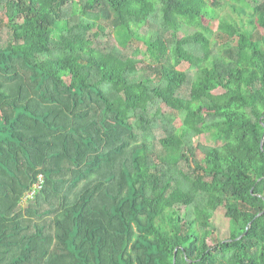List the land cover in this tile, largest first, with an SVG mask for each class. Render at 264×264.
<instances>
[{
  "label": "trees",
  "instance_id": "1",
  "mask_svg": "<svg viewBox=\"0 0 264 264\" xmlns=\"http://www.w3.org/2000/svg\"><path fill=\"white\" fill-rule=\"evenodd\" d=\"M226 4L0 0V264H264V0Z\"/></svg>",
  "mask_w": 264,
  "mask_h": 264
},
{
  "label": "rangeland",
  "instance_id": "2",
  "mask_svg": "<svg viewBox=\"0 0 264 264\" xmlns=\"http://www.w3.org/2000/svg\"><path fill=\"white\" fill-rule=\"evenodd\" d=\"M221 1H222V4H223V8H222L223 14H227V13L230 14V13H232L235 16V18H237V20H239V17H237V14L234 13V12H232L231 11V8L228 6V4H226V1L227 0H221ZM244 21H247V18L244 17ZM218 22H219L218 20H215V21L212 22L214 30H217V28H218ZM256 33L257 34H263L264 35V28L263 27H260L259 29H256ZM214 38H217V39L219 38L221 41L223 40L218 35H214ZM142 47L143 46L141 45V49H142ZM195 141L196 142H203V143H207L208 142L209 143V141L207 140L206 134L199 135L198 137L195 138ZM218 217L221 218L220 219L221 221H222V219L223 220L225 219V216L222 215V214L219 215Z\"/></svg>",
  "mask_w": 264,
  "mask_h": 264
},
{
  "label": "water",
  "instance_id": "3",
  "mask_svg": "<svg viewBox=\"0 0 264 264\" xmlns=\"http://www.w3.org/2000/svg\"><path fill=\"white\" fill-rule=\"evenodd\" d=\"M264 141V136H263V138H262V142Z\"/></svg>",
  "mask_w": 264,
  "mask_h": 264
}]
</instances>
